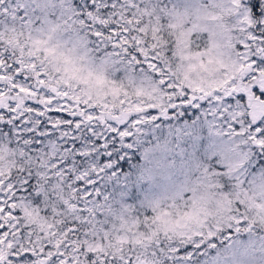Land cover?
<instances>
[{"label":"snow or ice","instance_id":"6c2138e0","mask_svg":"<svg viewBox=\"0 0 264 264\" xmlns=\"http://www.w3.org/2000/svg\"><path fill=\"white\" fill-rule=\"evenodd\" d=\"M0 264H264V0H0Z\"/></svg>","mask_w":264,"mask_h":264}]
</instances>
